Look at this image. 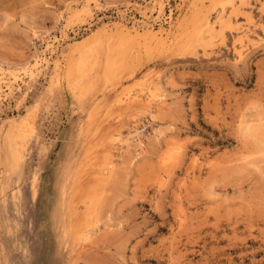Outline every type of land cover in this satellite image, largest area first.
Segmentation results:
<instances>
[{
	"label": "rangeland",
	"instance_id": "1",
	"mask_svg": "<svg viewBox=\"0 0 264 264\" xmlns=\"http://www.w3.org/2000/svg\"><path fill=\"white\" fill-rule=\"evenodd\" d=\"M0 264H264V0H0Z\"/></svg>",
	"mask_w": 264,
	"mask_h": 264
}]
</instances>
